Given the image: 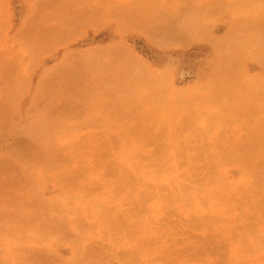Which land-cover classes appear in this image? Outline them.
<instances>
[{
    "label": "rangeland",
    "instance_id": "374dc122",
    "mask_svg": "<svg viewBox=\"0 0 264 264\" xmlns=\"http://www.w3.org/2000/svg\"><path fill=\"white\" fill-rule=\"evenodd\" d=\"M0 264H264V0H0Z\"/></svg>",
    "mask_w": 264,
    "mask_h": 264
}]
</instances>
